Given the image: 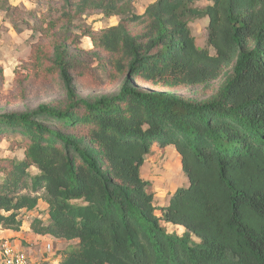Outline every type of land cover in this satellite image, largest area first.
Segmentation results:
<instances>
[{"label":"trees","instance_id":"1","mask_svg":"<svg viewBox=\"0 0 264 264\" xmlns=\"http://www.w3.org/2000/svg\"><path fill=\"white\" fill-rule=\"evenodd\" d=\"M132 3L60 0L51 63L66 102L0 114V136L19 137L24 155L0 161V226L18 232L42 202L31 231L75 241L60 264H264V0H155L141 15ZM87 13L119 19L81 36L122 79L79 98L73 78L89 67L67 25ZM192 19H207L213 54ZM215 81L201 101L173 91ZM154 145L174 148L188 180L160 208L140 175ZM28 182L36 195L19 193Z\"/></svg>","mask_w":264,"mask_h":264},{"label":"rangeland","instance_id":"2","mask_svg":"<svg viewBox=\"0 0 264 264\" xmlns=\"http://www.w3.org/2000/svg\"><path fill=\"white\" fill-rule=\"evenodd\" d=\"M155 0H133L132 12L141 15L145 8ZM0 0V7L2 5ZM207 2L195 4L196 8H203ZM60 0H8V8L0 9V114L6 112H24L32 110L40 104L54 107H63L66 96L57 73L52 68L53 35H60L61 22ZM117 17H104L98 13H87L74 19L67 26L70 33L79 38L77 49L81 58L79 63L89 67L87 74L73 78L76 94L79 98H92L102 93H113L121 84V76L111 70L104 55L100 58H90L94 51L91 41L81 36V30L90 29L100 32L103 29L116 26ZM191 35L200 48L207 46V19H192L188 23ZM139 25L131 27L137 31ZM38 52L47 53V57L37 58ZM219 81L207 85L178 87L173 91L183 97L196 100H205L211 97L218 87ZM19 137L0 136V161H21L24 158L23 150L18 145ZM140 169L141 177L149 182L148 191L154 196V205L157 208L168 204L169 198L176 189L186 188L188 180L182 174L179 155L173 147H152ZM38 171L30 168L28 174L33 176ZM0 176V183L2 180ZM20 194L36 195L28 186L19 191ZM41 195L39 191L37 195ZM45 205L40 202L32 213H21L22 225L18 232L0 226V240L8 238L22 239L25 248L38 254L42 251V242L52 243L57 255L64 257L75 249V241L56 240L51 237H42L34 234L29 228L33 218L45 220ZM160 216V212L156 211ZM168 233L181 235L183 229L168 225Z\"/></svg>","mask_w":264,"mask_h":264},{"label":"built area","instance_id":"3","mask_svg":"<svg viewBox=\"0 0 264 264\" xmlns=\"http://www.w3.org/2000/svg\"><path fill=\"white\" fill-rule=\"evenodd\" d=\"M15 239L0 240V264H60L63 259L50 242L43 241L42 251L38 254L25 248L22 239Z\"/></svg>","mask_w":264,"mask_h":264},{"label":"crops","instance_id":"4","mask_svg":"<svg viewBox=\"0 0 264 264\" xmlns=\"http://www.w3.org/2000/svg\"><path fill=\"white\" fill-rule=\"evenodd\" d=\"M156 147V145L153 146V148ZM153 150V149H152ZM179 157V156H178Z\"/></svg>","mask_w":264,"mask_h":264}]
</instances>
